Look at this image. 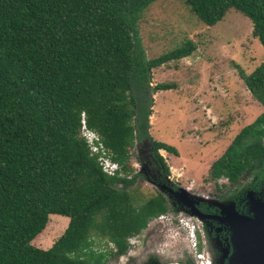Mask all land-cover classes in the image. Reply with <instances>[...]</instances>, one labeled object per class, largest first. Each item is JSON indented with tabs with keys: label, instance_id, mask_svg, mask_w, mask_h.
<instances>
[{
	"label": "trees",
	"instance_id": "trees-1",
	"mask_svg": "<svg viewBox=\"0 0 264 264\" xmlns=\"http://www.w3.org/2000/svg\"><path fill=\"white\" fill-rule=\"evenodd\" d=\"M153 1L0 0V264H109V255L125 253L127 237L165 212L161 195L132 202L135 175L101 171L78 122L83 109L118 164L127 161L133 141L145 140L168 172L158 149L177 151L148 129L152 95L173 84H151V69L190 55L195 46L186 40L146 57L137 23ZM182 1L206 25L234 8L264 47V0ZM238 74L263 110L208 167L212 179L231 185L253 173L260 179L264 166V59ZM49 214L68 221L48 248H39L31 240ZM94 235L114 250L95 251Z\"/></svg>",
	"mask_w": 264,
	"mask_h": 264
},
{
	"label": "rangeland",
	"instance_id": "rangeland-1",
	"mask_svg": "<svg viewBox=\"0 0 264 264\" xmlns=\"http://www.w3.org/2000/svg\"><path fill=\"white\" fill-rule=\"evenodd\" d=\"M137 24L147 58L176 48L186 40L195 46L190 55L151 69V84H173V88L158 90L152 95L148 131L152 139L172 145L177 151V155L158 151L168 168L166 178L177 187L174 194L184 200L187 197L191 204L189 193L207 195L216 201L225 196L234 200L238 212L250 214L246 196L251 189L246 180L238 183L243 190L238 189L235 195L229 196L238 184L231 185L224 177L212 179L208 174L210 162L223 152L242 126L263 110L238 74L239 71L249 73L264 59V47L251 34L250 20L234 8H228L219 21L206 25L182 0H154L142 11ZM101 91L106 94L105 90ZM78 120L79 128L83 122L94 132L104 155L112 160V152L103 144L99 132L87 124L83 109L78 110ZM150 150L147 141H133L128 148L127 161L116 162L118 173L128 177L138 173L148 175L154 162ZM180 188H187L188 192ZM129 192L134 204L162 193L140 176L135 178ZM262 194L254 193V196L263 200ZM243 200L246 205L241 207ZM190 203L185 201L184 204ZM164 213L166 218H151L134 234L137 236L131 238L125 253L109 255L107 263L192 264L196 261L195 253L202 252L205 256L206 251L215 258L213 250L216 248L208 243L209 238L217 237L211 232L208 236V227L196 222L199 220L193 211H174L168 207ZM67 221L64 216L49 214L42 232L31 244L44 249L50 246L48 244L62 233ZM218 226L225 229L227 242L216 257L220 262L225 255L228 259L232 246L229 224L220 219ZM205 238L208 243L202 242ZM92 239L95 251L111 249L105 237L94 235Z\"/></svg>",
	"mask_w": 264,
	"mask_h": 264
},
{
	"label": "flooded vegetation",
	"instance_id": "flooded-vegetation-1",
	"mask_svg": "<svg viewBox=\"0 0 264 264\" xmlns=\"http://www.w3.org/2000/svg\"><path fill=\"white\" fill-rule=\"evenodd\" d=\"M152 159H153L154 162L151 163V168L152 169L150 170V172H148V175L145 176V175H142L141 173L140 174L138 173L135 176V178L139 177V176L140 177H144V179L146 181L154 184V186L159 191L162 192V193H155L154 195H161V197L163 198L164 203L166 205V209L168 207H171V208H174V211H187V210L193 211L195 213V215H194L195 218L197 220H199V221H196V222H198L201 227L202 226H207L208 227V230H207L208 231V236L210 235V232H211L214 235V237H217V239H214V240L209 238V243L206 240V238H205V240L202 241V242L208 243L209 246H212L213 248H216V250H213L215 252L214 253L215 254V258H212L211 253L206 251L205 258L208 261V264H226L227 263V256L226 255L223 258V260H221L220 262H217V260H216V257H218L220 255L219 252H220L221 248L223 247L222 245H225L227 243L226 242L225 229L223 227H219L218 226V221L221 218L220 208L215 206L211 202H208L206 200H201L200 199V195H198V196L197 195L196 196H190L192 201H193V204H191L188 201L187 197L185 198L186 200H184V198L178 197V195L174 194V190H177V187H175L166 178L167 173H165L163 170L160 169V167H159L157 161H155L154 157H152ZM154 167H155V170H154ZM262 171H263V175H261L260 179H256V175L253 173L251 176H249V177H247L245 179L239 178L238 179V183H241L243 180L244 181L246 180L247 181L246 185L249 186L248 188L251 189V191H248L247 193L252 192V193H257V194L263 195L262 193H264V166H263V170ZM235 184L236 183H234L233 185H235ZM234 188L235 187H233V189ZM238 189L241 190L242 189L241 186L238 187ZM175 198L178 199L177 202L174 201ZM218 199H219L218 201H221V202H226V201L233 202L234 208L236 210H238L236 208V205H235V202H234L233 199L231 200V199H228L226 197L225 198L224 197H219ZM247 199H248V197L246 196V200ZM185 201H186V203H190V205L184 204ZM240 203H241V201H240ZM242 203L243 204H242L241 207H243V205H246L244 200H243ZM243 210L246 212V208H243ZM161 215H163V217L166 218V215H165L164 212L161 213ZM156 217H158V216H156ZM226 246H227V244H226ZM196 263H194V264H196Z\"/></svg>",
	"mask_w": 264,
	"mask_h": 264
},
{
	"label": "water",
	"instance_id": "water-1",
	"mask_svg": "<svg viewBox=\"0 0 264 264\" xmlns=\"http://www.w3.org/2000/svg\"><path fill=\"white\" fill-rule=\"evenodd\" d=\"M151 150L149 152L150 155ZM159 150L161 149H158V151ZM180 190L184 193L188 192L187 188H180ZM189 194L190 196H196L192 193ZM247 197V204L249 205L248 212H250V214L238 212L234 208L233 202L215 201L209 197L210 202L215 206L219 207V203H223L230 206L233 211L231 215H222V210L220 209V219L225 221L230 226L229 238L232 246V252L228 257L226 264H231L232 259L236 254L238 255L239 251L244 252L246 260L245 264H264V199H256L254 193L252 192L247 193ZM233 214L244 219L232 216Z\"/></svg>",
	"mask_w": 264,
	"mask_h": 264
},
{
	"label": "built area",
	"instance_id": "built-area-1",
	"mask_svg": "<svg viewBox=\"0 0 264 264\" xmlns=\"http://www.w3.org/2000/svg\"><path fill=\"white\" fill-rule=\"evenodd\" d=\"M79 136L83 139V141L86 144V147L88 149V152L90 155H96L95 159L100 167L101 171L105 173L108 176H113V175H120L118 173V166L115 161H112L109 157L105 156L103 151H102V146L98 141V137L94 134V132L88 130L83 122H81V126L79 128ZM101 151V153H100ZM226 180V178H224ZM163 215H158V219L162 218ZM192 226L190 228V231L192 232ZM137 235H132L127 237V242L129 244V241L131 238L136 237ZM192 236V234H191ZM194 239V237H193ZM110 243V242H109ZM194 245V244H193ZM110 247L112 250H114L113 245L110 243ZM195 259L196 261L193 262L192 264L196 263L197 261L205 260V262L208 263L206 260L204 254L202 252H197L195 253Z\"/></svg>",
	"mask_w": 264,
	"mask_h": 264
},
{
	"label": "bare ground",
	"instance_id": "bare-ground-1",
	"mask_svg": "<svg viewBox=\"0 0 264 264\" xmlns=\"http://www.w3.org/2000/svg\"><path fill=\"white\" fill-rule=\"evenodd\" d=\"M200 199L201 200H206L208 202H210V198L207 196V195H200ZM219 207L220 209L222 210L221 214H227V215H231V213H233L232 209L230 206L228 205H225L223 203H219ZM232 216H236L238 217L237 215L233 214ZM240 219H244L242 217H238ZM237 255V254H236ZM232 259L231 261V264H245L246 263V260H245V255H244V252L243 251H239L238 252V255ZM170 264H175V263H170ZM196 264H208L207 262H205V260H201V261H198Z\"/></svg>",
	"mask_w": 264,
	"mask_h": 264
},
{
	"label": "crops",
	"instance_id": "crops-1",
	"mask_svg": "<svg viewBox=\"0 0 264 264\" xmlns=\"http://www.w3.org/2000/svg\"><path fill=\"white\" fill-rule=\"evenodd\" d=\"M261 106V105H260ZM262 107V106H261ZM211 163V162H210ZM64 218H65V216H64ZM67 218V217H66ZM67 220H68V218H67ZM48 245H51V243H49ZM47 247H49V246H46L45 248H47Z\"/></svg>",
	"mask_w": 264,
	"mask_h": 264
}]
</instances>
